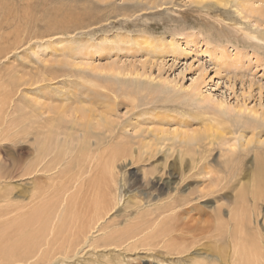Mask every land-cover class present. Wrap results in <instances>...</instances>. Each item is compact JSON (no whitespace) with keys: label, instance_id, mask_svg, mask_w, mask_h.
I'll return each mask as SVG.
<instances>
[{"label":"rangeland","instance_id":"rangeland-1","mask_svg":"<svg viewBox=\"0 0 264 264\" xmlns=\"http://www.w3.org/2000/svg\"><path fill=\"white\" fill-rule=\"evenodd\" d=\"M5 100L20 121L46 106L69 129L93 137V146L112 135L133 157L117 167L119 181L122 173L129 183L118 186L119 205L70 263L229 260L234 248L225 232L232 234L237 198L249 194L256 159L264 163V0H0ZM89 116L96 117L91 124ZM28 138L31 145L35 135ZM35 184L22 181L14 195L28 196ZM247 203L253 208L252 196ZM181 210L196 230L189 254L142 246L151 226H175L171 218ZM258 212L253 225L264 235V207ZM146 224L138 248L136 240L101 244Z\"/></svg>","mask_w":264,"mask_h":264},{"label":"bare ground","instance_id":"bare-ground-1","mask_svg":"<svg viewBox=\"0 0 264 264\" xmlns=\"http://www.w3.org/2000/svg\"><path fill=\"white\" fill-rule=\"evenodd\" d=\"M9 107L6 100L0 102V264H72L69 261L77 249L88 243L92 233L100 231L106 216L119 205L118 186L123 183L125 189L129 183L126 178L122 180V173L119 181L117 167L133 157L125 146L113 144L116 137L112 135L110 141L96 139L93 146V137L81 134L76 128L69 129L61 119L50 116L46 106H41L32 116L27 114L22 122L7 111ZM87 120L91 124L96 117L89 116ZM89 126L84 130L86 133ZM31 134L35 135V141L27 145ZM200 137L196 134L182 140L196 141ZM22 181L36 184L28 196H15ZM146 181L159 187L167 184L162 178ZM252 182L249 194L244 190L237 198L240 206L230 221L232 234L225 232L234 248L231 259L220 257L197 264H264V235L253 225V219L259 217L258 208L264 207V163L260 158L256 159ZM75 185L60 223L52 227L65 195ZM250 196L253 208L247 203ZM185 213L187 210H181L173 215L171 223L175 226L166 221L155 228L151 226L150 230L155 232L148 240L145 238L142 246L150 249L163 243L162 249L168 255L182 258L189 254V246L197 242L193 235L196 230L184 222ZM14 219L13 224L9 223ZM147 227V224L126 227L104 238L101 244L110 247L135 241ZM136 241L134 248H138L141 239ZM117 262L120 264V260ZM73 264L83 263L78 260Z\"/></svg>","mask_w":264,"mask_h":264}]
</instances>
